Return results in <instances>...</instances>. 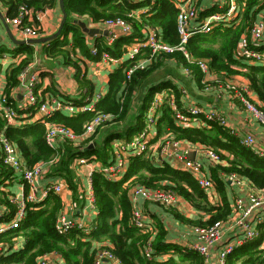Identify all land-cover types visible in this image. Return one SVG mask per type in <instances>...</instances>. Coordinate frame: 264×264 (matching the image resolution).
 <instances>
[{
	"label": "trees",
	"instance_id": "1",
	"mask_svg": "<svg viewBox=\"0 0 264 264\" xmlns=\"http://www.w3.org/2000/svg\"><path fill=\"white\" fill-rule=\"evenodd\" d=\"M0 1L7 7L6 17L12 18L21 5L42 11L46 7L53 6L57 0ZM236 2L238 13L233 20L216 25L207 33H193L188 37L184 44L188 57L183 51L177 49L172 52L163 50L152 52L150 48H145L132 55L125 51L122 60L124 53L121 48L122 40L115 41L113 47L96 44V53L92 54L91 48L85 44L84 33L71 16L86 15L94 23H105L108 19L122 18L136 32L133 37L137 38V41L145 38L139 33L140 29L151 27L156 29L161 43L177 47L181 37L177 30L179 9L174 0H143L135 3L127 0H64L66 20L60 34L44 43L45 54L48 57L64 56L66 55L64 48L70 43L71 47L77 48L93 61L100 60L101 53L106 52L113 58L121 59V63L110 72L106 93L92 105L91 110L75 115L55 111L23 127L8 124L0 117V130L18 147L27 167L37 163L48 165L51 174L62 177L74 193L77 185L71 167L72 162L78 158H85L87 161L95 160L99 162L100 168L114 164L113 142L125 138L131 140L132 134L140 132L144 127L146 112L154 94L162 88L171 87L172 94L169 93L166 98H163L156 110L154 142H157L158 147L155 149L171 140L201 144L204 148L217 152L220 158L227 162L225 166L213 167L211 172V177L221 193L224 182L217 176V168L225 173L238 174L249 180L255 188L264 190V156L244 145L238 135L218 121L207 120L199 127L177 123L176 114L189 116V109L181 105L179 98L181 93L166 83L147 87L148 90L143 94L137 107L136 123L127 125L123 132L109 133L98 145L87 142L80 147L77 142L65 140L59 148L54 149L45 141L47 125H64L74 133L81 134L96 114L103 113L109 116L110 121H107L105 125L111 122H124L130 113L131 102L136 100L137 91L141 89L143 82L152 71L166 58L181 60L185 64L187 74H194L199 78L204 73L197 66V60L207 61L209 71L216 75L230 77L239 74L248 80L249 88L264 104V65L248 64L234 57L241 37L243 35L249 37L253 23L258 20L259 14L264 12V0H236ZM195 4L199 8V0H195ZM219 8L215 6L200 10L198 14L200 17H205L209 13L225 10V7ZM136 9H141L142 12L135 17L130 16ZM199 16L196 22L202 20H199ZM124 40L128 43L131 38L126 37ZM16 51L24 52L26 58L9 69L3 89L7 95H10L11 88L18 85L17 75L31 60L33 46L21 44ZM69 62L75 66L77 71L74 78L81 84L84 81H82L83 77L79 76L78 66L67 59L66 63ZM138 63L144 66L135 69L127 77L126 71ZM1 74L0 65V78ZM86 88H90L89 84ZM182 94L184 95L183 92ZM260 108L264 111L263 106ZM198 119L206 120L204 114ZM154 142L149 141V149L155 144ZM127 151L131 154L127 159V169L121 178L108 179L100 168L91 172V189L97 215L94 226L89 231L73 227L67 233L58 232L55 225L62 206L61 199L57 193L49 192L40 201L26 202L24 215L18 221V225L0 233V243L7 245V249L0 256V264H35L38 256L51 251L58 252L64 264H93L96 253L95 244L101 243L108 244L113 254L124 264H205L204 257L198 252L168 242L167 231L161 222L157 221L156 224L149 222L152 230L137 226L133 219L129 190L134 185H140L147 189L176 192L196 209L208 213L209 217L204 221H189L200 226L211 225L215 221L228 218L231 214V206L227 199L222 197L221 204H211L205 191L187 171L174 168L165 159L147 155V152L132 154L134 150ZM0 164V175L3 179L12 176L13 172L1 162ZM24 187L26 194L28 191L26 183ZM7 197V193L0 190V203L8 207V211L0 216L1 221H9L16 211V206L10 203ZM174 216L183 222H188L182 215L174 213ZM259 227L261 230L259 235L252 240L242 242L227 254L226 264H264V247H261L264 239V223ZM17 237L24 238L23 245L12 250L11 244ZM148 243L151 245V253L147 256L145 248ZM169 253L173 255L166 259L161 260L158 257Z\"/></svg>",
	"mask_w": 264,
	"mask_h": 264
},
{
	"label": "crops",
	"instance_id": "2",
	"mask_svg": "<svg viewBox=\"0 0 264 264\" xmlns=\"http://www.w3.org/2000/svg\"><path fill=\"white\" fill-rule=\"evenodd\" d=\"M127 1L135 3L143 0ZM221 5H223V8L225 7V0H199L198 9L199 11L207 10L215 6L220 9L219 7H221ZM6 11L7 7L0 1V14L7 23L6 18L11 17H6ZM71 17L75 23L76 21H81L84 22L85 25L89 28L99 29L98 33L91 36L83 32L82 28L78 24H76L84 33L85 44L91 49L96 48V44L113 47L116 43L115 41L122 40L123 42L121 48L124 53L121 59L123 60L125 51H128L129 48H131L138 42L136 40L137 38L133 37V35H135L136 33L134 32V30L132 35H123L122 33L118 32L117 37L113 41H110L108 38L110 28L107 27L105 23H94L86 15H72ZM203 18L204 17L199 16V20ZM61 20L62 12L60 10L59 0H57L53 6L46 7L44 10H42L41 15L38 17V20L34 21V24L39 25L42 29L40 37H46L52 35L57 31ZM7 24L9 26L11 35L15 39L22 40V37L19 35V33H17V30L10 23ZM139 33L145 36L143 28L140 29ZM126 37H130L131 41L125 43L124 39ZM68 38L70 39V36ZM30 44L33 46V53L31 60L26 65H31V71H35L39 75V83L36 86V93L41 101L44 100L47 96H53L64 100L65 102L75 104L85 102L87 105L92 106L95 102H97V100H95L96 95L101 94V97L105 95L109 80V74L119 65L115 63H109L101 59L98 61H93L86 55H83L82 52L77 48L71 47L70 43L64 48L66 51V55H58L56 57H48L45 54V52L43 51L44 43ZM19 45L21 44L17 45L11 41L3 24V21L0 18V55H2L3 53L8 54L4 57L5 59L0 56V65L2 68L0 90L4 89V86L6 84V75L8 74L9 69L12 66L17 65L22 59L26 58V54L24 52L16 51ZM259 48L264 50V41L261 42ZM234 57L248 64L259 63L264 65V61H249L246 59H241L236 56V53ZM67 59L75 62L78 66L79 76L83 77L82 81H84L81 84L74 78V74L77 71L75 66L70 62L66 63ZM185 68V64L181 60H177L175 58H166L161 65H159L152 71L151 75L147 77L143 82V86L141 87V89L137 91L136 100H133L131 102V110L128 118L124 122H111L100 127L97 133L91 137V143L95 140V145H98L109 133L118 131L123 132V129H125L127 125L129 126L135 124L137 107L139 106L143 94L147 92V87L157 85L159 86V84L161 83H166L174 87L177 92L181 93L179 95V98L182 102L181 105H183V107L188 108L190 106H197L204 111H207L209 109L216 110L217 113L226 121V124L223 125L224 127L232 130V132L238 135L241 139L248 134L253 135L255 143L250 148L259 155H261V153H264V126L261 125L251 113L245 110L237 94L238 92L226 87L228 83L236 85L238 87V90H240V86H247L249 90L250 100L258 106L264 107V104L258 99L257 95L253 92V90L249 88L248 80L239 74L231 75L230 77H223L222 75L219 76L212 72H210L208 75H202V77L199 78L194 74L188 75L185 72ZM87 84H89L90 86L89 89L86 88ZM161 90H167L168 94H172L171 90H173V88L165 87ZM182 90L186 91L184 95L181 92ZM11 94L16 95L17 99L15 101V107H18L20 103L19 100L21 99L22 88L19 87V85L11 88L10 95ZM244 94L246 95L245 92ZM17 110H20L19 107L17 108ZM60 112L68 114L65 110H62ZM33 113V116H27L21 112L18 122L12 125L15 127H23L24 125L33 123L34 121H37L41 118V114L37 113L36 111H34ZM133 136L134 134H132L131 138ZM155 137V133H152L151 140L153 142L155 140ZM178 141H180V144L177 148L174 149L175 153H180L182 155L184 149H188L187 157L199 161L202 164L203 173L209 176L211 179V172L212 169H214L213 167H216L218 165H227L226 160L221 158L215 163L209 161L205 153V148L201 144H192L182 140ZM82 142L83 141H80L79 143ZM116 142H120V140L113 142V144ZM154 143L155 144L152 145L153 148H150L149 151H147V155L151 154V156L153 157H155L153 154L157 152L155 148L158 147L157 142ZM152 150L154 152L151 153ZM126 153L130 154V152ZM224 155L228 156L227 153H224ZM165 161L174 168L181 169L182 167V161L178 156L172 155L165 158ZM98 163L95 160L88 161V163L86 164H75L74 162H72L71 167L74 172V179L77 185L76 191L73 193L68 188L65 181L62 191L58 194L60 196L62 204L58 215L61 213L65 214V216L68 219L73 220V222L77 226L85 227L84 229H87V231H89L94 226L93 223L97 215L94 200L92 203L90 200V194H93L91 189V172L94 169L100 168V165ZM125 171L123 172V174L125 173ZM228 175L229 173H225L221 169L217 168V176H219V178L224 182L222 185V193L218 190L214 179H212L214 185L212 189L204 190L200 187L205 191L207 199L211 204H221L222 197H225L230 206H232L237 197L244 196L246 194V186L248 185V183L252 187H254L249 182V180L241 177L238 174L237 175L244 180L245 184L240 186L236 185L228 179ZM2 179L3 177L0 175V190H4L7 193V198L22 197L25 183L23 182L19 174L13 173L9 178H5L3 180ZM61 179L63 178L58 175L51 174L48 165L44 166L43 174L38 181V191L45 188L49 183L56 182L57 180ZM255 189L257 191H262L257 188ZM175 194L177 195L178 199L177 203L169 207L162 206L149 200H143L142 198H139L136 204H133L131 199L130 201L132 203V207L136 206V208H138L143 213L148 222L156 224L157 221H159L162 223V225H164L167 231L166 240L168 242L175 243L184 248H188L190 244L194 243L196 240V234L193 228H195L196 226H200L189 221H204L209 217V215L208 213L193 207L188 201H186L176 192ZM6 211H8L7 205L0 203V216L6 213ZM174 213L182 215L185 219L188 220V222L179 220L174 216ZM255 218L256 219L253 221L252 225L257 229L259 235V233L261 232L259 226L264 223V209H260L256 213ZM257 218L259 219L257 220ZM5 222L8 221L0 220V224ZM236 237L237 235L234 230L227 229L222 235L221 240L212 245V247L210 248V258L207 262L205 261V264H215L214 259L217 252H219L222 247H224L228 243V241L235 240ZM23 242V237L15 238L13 240V243L11 244L12 250H16L21 247L23 245ZM98 246H100V244H95L96 250ZM261 247H264V239ZM171 255L173 254L169 253L158 257L159 259L163 260ZM101 264L111 263L107 260H102Z\"/></svg>",
	"mask_w": 264,
	"mask_h": 264
},
{
	"label": "built area",
	"instance_id": "3",
	"mask_svg": "<svg viewBox=\"0 0 264 264\" xmlns=\"http://www.w3.org/2000/svg\"><path fill=\"white\" fill-rule=\"evenodd\" d=\"M175 5L179 9L177 15V30L181 37L180 44L176 47H170L159 41L157 37V31L155 28L147 27L143 28L145 38L142 41H138L134 46L128 49L129 55L137 52L140 49L150 48L152 52L163 50L166 52H172L174 49L181 50L188 57L184 49V44L187 42L188 37L193 33H207L211 31L216 25L221 23H228L236 17L237 2L236 0H225V10L216 11L206 15L201 21L196 22L199 9L195 4V0H174ZM223 7V5H221ZM140 12L136 9L131 12L130 16L135 17ZM41 10H35L26 5H21L18 8L17 14L12 18H6L7 23H10L17 33L22 37V40L30 38H38L41 36L42 29L39 25H35L34 21L38 20L41 15ZM105 25L109 27V40L113 41L118 32L123 35H132L133 29L122 18L108 19L105 21ZM264 41V12L259 14L258 20L253 23L250 29L249 37L243 35L240 39L238 47L236 49V56L241 59L249 61H264V50L260 49L261 42ZM92 54L96 53V48H92ZM7 53H3L2 58L7 56ZM101 60L109 63L120 64L121 59L113 58L108 53H101ZM5 59V58H4ZM199 69L208 75L210 73L208 62L205 60H197L196 62ZM144 65L141 63L135 64L133 67L126 71L127 77L137 68H142ZM31 65H25L18 73V85L22 88L21 99L19 100V109L15 107V101L17 99L15 94L7 95L2 89L0 90V117L8 124H15L19 120L20 113H24L27 116H33V112L41 114V117L49 116L55 111L65 110L69 115H75L80 112L91 110L92 106L87 105L85 102L80 104L69 103L61 100L57 97L47 96L44 100L38 101L36 93V86L39 83V75L35 71H31ZM187 72V69H185ZM226 87L236 90L239 94V98L249 113H251L261 125L264 126V111L250 100L249 90L247 86L238 87L233 84H227ZM235 91V92H236ZM185 94L186 91L182 90ZM246 93V95L244 94ZM168 95L167 90H161L156 92L153 96L152 102L148 109L150 112L146 113V120L143 129L138 132L131 140L126 142H116L113 144L114 148V164L100 168L104 175L108 179H119L122 177L123 172L127 167V159L129 152L127 150L132 149L135 152L132 154L147 152L149 150V141L151 135L154 133V123L156 121V110L163 98ZM101 94L95 96V100H98ZM189 116H183L181 113H177V122L185 126H199L205 124V121L215 120L221 125L226 124V121L220 116L216 110L209 109L204 111L197 106H190ZM204 114L206 120H199V116ZM109 120V116L106 114H96L93 119L84 127L81 134L74 133L70 128L64 125H47L45 133V141L51 148H59L65 140L77 142L80 145V141H87L91 143V137L95 132ZM242 143L248 147H251L255 143L254 136L248 134L242 138ZM180 141L171 140L167 141L165 145L157 148V152L154 153L155 157L159 159H165L172 155L178 156L182 161L181 170L191 173L199 187L204 190H210L213 188L212 179L203 173L202 164L187 157L188 149H184L182 155L175 153L174 149L178 147ZM150 148H153L151 145ZM153 150L151 151V153ZM205 153L209 161L215 163L220 160V156L217 152L206 149ZM264 156V153H261ZM0 162L8 167L13 173L20 175L21 179L26 183L28 191L21 198L9 197V202L16 206V211L10 221L0 224V233H3L8 228H14L18 225V221L24 215V208L26 202L40 201L44 199L49 192L59 194L62 191L65 180H57L46 185L45 188L38 191V181L43 174L44 163H37L32 167H27L20 155L18 147L0 130ZM75 164H86L88 161L85 158H78L73 161ZM51 164V163H50ZM92 171V170H91ZM228 179L236 185H244V180L235 173L228 175ZM246 194L239 196L235 199L231 206V214L224 220H218L207 226H196L193 228L196 234V240L191 243L189 249L198 252L202 255L207 262L210 258V248L212 245L221 240L222 235L227 229L234 230L236 232V239L230 240L217 252L214 259L215 264H226L227 254L232 251L237 245L244 241L252 240L258 235V231L253 227L252 223L256 219V213L260 209H264V190L257 191L249 183L246 186ZM142 198L143 200H149L158 203L162 206L169 207L177 203V195L175 192L163 189H147L140 185H134L130 189V199L133 204L137 203V200ZM90 200L93 203V194H90ZM134 222L139 227L152 230V225L149 223L143 213L135 207H133ZM259 218H257L258 220ZM56 230L60 233H67L73 227L84 229L85 227L77 226L73 220L68 219L65 214L61 213L56 219ZM85 230V229H84ZM87 231V229H86ZM7 249V245L0 243V256ZM151 253V245L147 244L145 248V254L148 256ZM102 260H107L111 264H124L116 255L113 254L111 249L106 243H101L97 247L93 264H101ZM35 264H64L61 255L58 252L51 251L40 255L36 259Z\"/></svg>",
	"mask_w": 264,
	"mask_h": 264
},
{
	"label": "water",
	"instance_id": "4",
	"mask_svg": "<svg viewBox=\"0 0 264 264\" xmlns=\"http://www.w3.org/2000/svg\"><path fill=\"white\" fill-rule=\"evenodd\" d=\"M59 6H60V10L62 12V20L60 22V25H59V27H58V29H57V31L55 33H53L52 35L46 36V37L30 38V39H25V40L15 39L11 35L9 26L5 22L4 18L1 16V14H0V18L3 21V24H4V26H5L6 30H7V33L9 35L11 41L14 44L18 45V44H30V43H45V42L50 41L51 39L57 37L60 34L61 29H62V27L64 25V22L66 20L67 14H66L65 9H64V0H59ZM76 24H78L82 28L83 32L87 33L88 35L92 36V35H94V34L99 32L98 28H89V27H87L85 25L84 22L76 21Z\"/></svg>",
	"mask_w": 264,
	"mask_h": 264
},
{
	"label": "rangeland",
	"instance_id": "5",
	"mask_svg": "<svg viewBox=\"0 0 264 264\" xmlns=\"http://www.w3.org/2000/svg\"><path fill=\"white\" fill-rule=\"evenodd\" d=\"M148 112H150V109H148ZM146 113H147V112H146ZM177 123H178V122H177ZM154 124H155V123H154ZM179 124L182 125L181 123H179ZM198 125H199V124H195L194 126H195V127H198ZM188 126H189V125H188ZM135 135H136V134H134V136H135ZM134 136H133V137H134ZM133 137H132V138H133ZM94 141H95V140H94ZM94 141H92V143H93ZM126 141H128V140H126V139H122V140H120V142H126ZM87 142H88V140H87V141H84V142H82V143H80V147L83 146V144H84V143H87ZM97 163H98V161H97ZM98 164H99V163H98ZM99 165H100V164H99Z\"/></svg>",
	"mask_w": 264,
	"mask_h": 264
}]
</instances>
